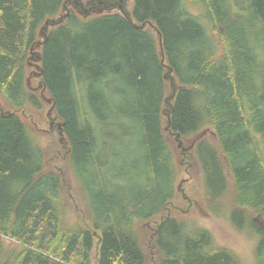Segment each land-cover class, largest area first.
I'll return each mask as SVG.
<instances>
[{
    "label": "trees",
    "instance_id": "1",
    "mask_svg": "<svg viewBox=\"0 0 264 264\" xmlns=\"http://www.w3.org/2000/svg\"><path fill=\"white\" fill-rule=\"evenodd\" d=\"M74 1L0 0V264H92L94 245V264H241L170 214L177 134L193 143L208 209L254 238L264 264V0H131L128 16ZM32 59L88 209L73 225L22 119L43 108Z\"/></svg>",
    "mask_w": 264,
    "mask_h": 264
},
{
    "label": "rangeland",
    "instance_id": "2",
    "mask_svg": "<svg viewBox=\"0 0 264 264\" xmlns=\"http://www.w3.org/2000/svg\"><path fill=\"white\" fill-rule=\"evenodd\" d=\"M124 3L126 9H128L131 5V0H125ZM117 9L118 8L116 7L112 8L113 11H117ZM97 13H99L98 10H93L91 13L86 15L90 16ZM30 62L31 65L28 72L30 73L29 86L34 90L36 89L35 91L41 98L43 108L40 111L32 110V113L27 112L26 114L23 111L24 114L22 115V119L30 127L29 131L31 138L42 150L44 169L54 170L61 176L64 199L67 204L66 221L68 224L73 225L79 222V216L84 218L85 215H88V209L85 205L84 197L82 196V193H80L81 189L78 186V182L73 174L72 168L69 162H67V156L64 155L65 147H62L60 143L57 144V136H55L56 131H49V120L46 117L47 111L50 107V103L47 102L49 95L47 91L44 90L43 96L41 97L40 94L43 87L40 83L38 69H36V66L34 65V63H38L35 59H32ZM39 83L41 84L40 87H38ZM8 109L9 106L5 97L0 94V111H7ZM52 117H54V114H52ZM42 129H44V131ZM205 133V136L211 139V136L208 135L211 134V132L208 131ZM112 135L113 143L115 142V139H118V135H116L114 130L112 131ZM182 143L184 144V147H188L189 145V141L182 140ZM53 144H55V146L58 147L62 153V156H60L59 159H57V157L53 158L50 155ZM134 147H136V138L134 139ZM192 147L183 153L180 151V153L183 154V157L179 159L182 165L175 180V197L172 200L173 205L170 209L171 216L178 219L195 221L196 224L212 233L216 246L231 249L238 256L241 264H256L254 258V248L256 244L255 239L235 230L229 222L227 215L217 217L208 209L202 181V172L195 159ZM177 148L180 149L179 147ZM184 153H186V156ZM84 180L86 181V179ZM230 186L231 183H229L227 194L224 196L222 202V205L227 211H229L228 208L231 206L229 202H227V199H230ZM183 190L185 195L188 197V202L190 204L182 197ZM153 224L154 222L147 223L148 234L152 229ZM150 235L148 236L149 239H151ZM5 241L7 242H4V245L7 248L15 245V242L12 243V241ZM96 257L97 245H94L91 252L92 264L95 263Z\"/></svg>",
    "mask_w": 264,
    "mask_h": 264
},
{
    "label": "water",
    "instance_id": "3",
    "mask_svg": "<svg viewBox=\"0 0 264 264\" xmlns=\"http://www.w3.org/2000/svg\"><path fill=\"white\" fill-rule=\"evenodd\" d=\"M74 4H78L79 8L82 10V12L86 15L88 13H91V11L93 10H98L99 13L102 12H106V11H111L112 8L116 7L118 8L117 10L120 11L123 15L128 16L127 12L125 11V0H92V1H87V2H82L79 3L78 1H74ZM105 10V11H104ZM65 16H61L58 18H54V19H49L45 22V25L42 27L41 29V35L44 36V40L46 39V30L47 27H49L50 25H54L57 23H61L63 21V18ZM140 28H144V25L139 26ZM158 36H159V44L161 45V38H160V34L158 31H156ZM41 45V41L38 42V46ZM39 58V57H38ZM36 69H39V65H35ZM39 74V73H38ZM41 86V84H39V87ZM44 93V89H42V94ZM48 103H51L50 99H47ZM52 112H53V106L50 107L47 111V117L50 121V124H53L55 118L52 117ZM1 113L3 114V112L1 111ZM61 128V126L59 124H57V129ZM175 140L177 141V146L181 149L182 153L185 152L186 150L190 149L192 145L188 146V147H184L182 140L180 139V135L177 134L175 136ZM183 195H185L184 190L182 191Z\"/></svg>",
    "mask_w": 264,
    "mask_h": 264
},
{
    "label": "flooded vegetation",
    "instance_id": "4",
    "mask_svg": "<svg viewBox=\"0 0 264 264\" xmlns=\"http://www.w3.org/2000/svg\"><path fill=\"white\" fill-rule=\"evenodd\" d=\"M56 120L53 122V124H50V121H49V131H54L55 129H57V125H56ZM44 131V129H42ZM184 198V200H186L187 202L189 201L188 197L186 195H183L182 196ZM189 203V202H188ZM190 204V203H189Z\"/></svg>",
    "mask_w": 264,
    "mask_h": 264
}]
</instances>
